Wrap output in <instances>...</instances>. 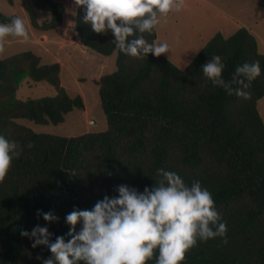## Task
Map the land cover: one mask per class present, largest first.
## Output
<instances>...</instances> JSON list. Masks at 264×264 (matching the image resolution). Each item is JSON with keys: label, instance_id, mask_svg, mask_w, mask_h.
<instances>
[{"label": "trees", "instance_id": "obj_1", "mask_svg": "<svg viewBox=\"0 0 264 264\" xmlns=\"http://www.w3.org/2000/svg\"><path fill=\"white\" fill-rule=\"evenodd\" d=\"M13 4L14 0H7ZM31 27L48 32L63 25L65 6L54 0H22ZM36 10L51 14L39 24ZM78 7L75 32L81 45L102 56L117 53V69L98 85L108 129L78 137L37 134L18 120L60 125L74 110L83 111V98H72L61 85L59 63L42 64L32 52L0 58V135L19 145L21 155L0 183V264H43L53 258L46 245L32 247L36 238L20 235L47 227L50 242L67 236L66 216L78 208L91 210L105 195L118 196L119 185L143 193L162 179L158 170L175 172L191 186L199 180L213 196L227 225L222 238L198 241L183 264H264V121L258 102L264 97V54L244 27L230 37L216 34L185 69L164 55H127L114 36L95 33ZM16 16L0 13V24ZM149 43L152 34L134 30ZM214 55L225 65L230 81L236 66L259 62L261 75L246 96L228 95L206 81L202 66ZM56 88L53 97L22 101L17 92L24 80ZM31 144L32 147H28ZM38 212L52 213L48 222ZM82 227L78 224L77 232ZM147 264H155L158 257ZM40 257L41 259H38Z\"/></svg>", "mask_w": 264, "mask_h": 264}, {"label": "clouds", "instance_id": "obj_2", "mask_svg": "<svg viewBox=\"0 0 264 264\" xmlns=\"http://www.w3.org/2000/svg\"><path fill=\"white\" fill-rule=\"evenodd\" d=\"M85 9L83 20L97 34H113V43L121 52L135 58L148 54L160 57L170 52L168 43L149 44L143 37H133L134 30L152 34L171 12H179L185 0H74ZM9 36L30 39L25 21L16 16L8 24H0V53ZM225 65L214 55L202 66L206 81L223 88L228 95L246 96V89L261 75L259 62L237 65L230 81H225ZM28 147H32L31 144ZM19 145L0 135V183L8 175L13 158H19ZM159 184L141 193L127 185H119L118 196H104L91 210L74 208L67 214L71 228L67 241L57 236L50 242L47 227L36 226L31 233L21 230L22 237L36 238L33 248L46 245L53 258L43 264H183L186 254L198 241L222 238L227 244V225L216 209L212 194L199 180L189 187L175 172L158 170ZM48 222L58 221L52 213L38 212ZM80 231L76 227L81 224ZM41 259L40 257H37Z\"/></svg>", "mask_w": 264, "mask_h": 264}, {"label": "rangeland", "instance_id": "obj_3", "mask_svg": "<svg viewBox=\"0 0 264 264\" xmlns=\"http://www.w3.org/2000/svg\"><path fill=\"white\" fill-rule=\"evenodd\" d=\"M54 1L65 6L63 25L56 30L41 32L31 27L22 0H14L12 5L7 0H0V13L22 18L30 35L26 42L20 37H7L0 58L32 52L41 58L42 64L59 63L61 85L70 97L81 96L85 108L83 111L74 110L57 126L37 125L27 120L17 122L37 134L66 138L103 133L108 129V123L101 107L98 81L116 71L117 53L105 57L84 48L75 32L78 7L74 0ZM36 14L39 24L51 20L48 12L36 10ZM242 27L257 39L259 50L264 54V0H185L182 10L169 13L156 28V42L168 43L170 52L164 56L185 69L216 34L230 37ZM56 94L55 87L26 79L19 87L17 98L27 101ZM258 110L264 121V97L258 102Z\"/></svg>", "mask_w": 264, "mask_h": 264}, {"label": "crops", "instance_id": "obj_4", "mask_svg": "<svg viewBox=\"0 0 264 264\" xmlns=\"http://www.w3.org/2000/svg\"><path fill=\"white\" fill-rule=\"evenodd\" d=\"M200 53V51L193 57V60H194V58L198 55ZM192 60V61H193ZM178 68H180V69H184L183 67H180V66H177Z\"/></svg>", "mask_w": 264, "mask_h": 264}]
</instances>
